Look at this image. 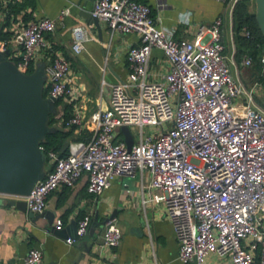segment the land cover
<instances>
[{"label":"built area","instance_id":"built-area-1","mask_svg":"<svg viewBox=\"0 0 264 264\" xmlns=\"http://www.w3.org/2000/svg\"><path fill=\"white\" fill-rule=\"evenodd\" d=\"M13 1L0 0V13ZM237 1L230 0L231 12ZM68 14L65 8L59 18ZM92 15L111 34L134 33L139 42L127 49L126 78L109 85L107 106L99 102L88 116L84 88L75 83L70 61L54 53L47 39L55 31V19L24 23L16 17L10 38L0 40V51L9 50L8 58L21 72L29 74L44 63V97L71 106L70 116H61L59 123L90 133L87 140L70 141L64 157L47 151L44 176L21 198L27 210L42 213L50 193L74 187L83 175L87 192L99 196L115 178L146 172L148 198L143 203H163L181 262L205 264L216 254L231 264H255L256 258L264 264V109L254 103L257 84L247 87L233 75L222 17L198 24L193 37L184 39L158 25L151 8L135 0H94ZM71 33L70 49L79 54L86 39L83 26L76 24ZM241 34L253 38L246 27ZM153 49L164 56L163 72L150 69ZM259 62L264 74V52ZM252 63L250 55L242 57V67ZM122 126L133 138L130 149ZM90 223L91 216L84 214L75 237L65 242L84 236ZM121 236L115 217L108 218L104 245L116 247ZM23 262L42 264V251L30 248Z\"/></svg>","mask_w":264,"mask_h":264},{"label":"crops","instance_id":"crops-1","mask_svg":"<svg viewBox=\"0 0 264 264\" xmlns=\"http://www.w3.org/2000/svg\"><path fill=\"white\" fill-rule=\"evenodd\" d=\"M135 1L147 4L157 24L173 30L175 38L191 39L198 24H209L220 15L225 52L233 59V75L247 87L257 84L254 103L264 109V74L259 60L252 70L241 66L248 51L234 37L230 0ZM65 8L69 14L59 18ZM93 8L94 0H14L0 13V28L8 33L16 17L24 23L41 17L56 20L55 31L47 39L54 53L70 61L75 83L84 88L87 116L99 102L102 107L107 106L109 85L126 78L127 49L139 42L134 33L111 34L102 21L97 28L91 19ZM76 24L83 26L86 37L79 54L70 49L71 31ZM165 67L162 52L153 49L150 69L163 72ZM65 108L70 114L71 106L60 101L57 124H61L58 119L64 116ZM82 131L85 130L75 127L74 134ZM86 183L83 175L74 187L54 190L41 215L35 213L36 218L30 217L28 210L18 209L14 204L16 198L0 195V264H25L23 258L30 248L42 251V264H185L178 258L179 244L163 203H143L148 198V173L117 177L99 196L89 194ZM84 214L91 216L85 235L73 244L66 243L67 237H75L77 223ZM111 214L122 236L116 247L109 248L104 245V220ZM57 220H61L58 227ZM257 261L256 258L255 264ZM205 264H231V260L211 254Z\"/></svg>","mask_w":264,"mask_h":264},{"label":"water","instance_id":"water-1","mask_svg":"<svg viewBox=\"0 0 264 264\" xmlns=\"http://www.w3.org/2000/svg\"><path fill=\"white\" fill-rule=\"evenodd\" d=\"M253 3L255 22L264 36V0ZM91 19L99 28V20ZM8 54L9 50L0 51V195L16 198L15 206L26 211V202L21 198L44 176L46 158L40 143L54 130L49 117L56 113V107L54 99L43 96L44 63L38 62L27 74L17 68ZM120 132L130 149L133 138L129 128L122 126ZM29 215L37 217L31 212ZM113 217L111 214L104 222Z\"/></svg>","mask_w":264,"mask_h":264},{"label":"trees","instance_id":"trees-1","mask_svg":"<svg viewBox=\"0 0 264 264\" xmlns=\"http://www.w3.org/2000/svg\"><path fill=\"white\" fill-rule=\"evenodd\" d=\"M253 3V0H238L232 9V20L234 37L239 42L240 46L244 50L248 51V54L255 57L260 47L264 48V36L258 29V26L254 18V10H249V6ZM246 27L253 35L252 39H248L241 34V29ZM10 33L3 32L0 28V40H8ZM241 52V51H240ZM259 60V55L257 57ZM260 63V62H259ZM47 89L43 90V96H46ZM60 99L54 101L56 107V113L59 111ZM55 114H51L49 117V125L54 129L47 134L41 141L40 145L43 147V152L47 161V151L53 150L58 153L59 156L64 157L68 154V145L70 141L74 140H87L90 137V133L82 131L79 135L74 134L75 126L69 128L65 127L63 123L57 124ZM70 116L67 113V108L64 111V119Z\"/></svg>","mask_w":264,"mask_h":264},{"label":"rangeland","instance_id":"rangeland-1","mask_svg":"<svg viewBox=\"0 0 264 264\" xmlns=\"http://www.w3.org/2000/svg\"><path fill=\"white\" fill-rule=\"evenodd\" d=\"M252 10H254V3L252 4ZM262 52H264V48H262V47H260V49H259V51L257 52V54L255 55V57H253V63H252V65L250 66V67H247V68H249V70H252L253 69V67H254V65H256V62L255 61H257V57H258V55H260ZM260 64V63H259ZM258 67H260V66H258ZM262 68V67H261ZM263 72V71H262ZM249 87H251V86H249ZM131 129V131L134 133V128H130ZM144 130L145 131H147V128H144ZM134 134H136V133H134ZM137 135V134H136Z\"/></svg>","mask_w":264,"mask_h":264}]
</instances>
